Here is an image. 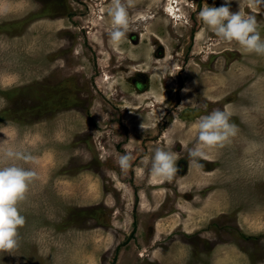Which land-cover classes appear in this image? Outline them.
<instances>
[{"label": "rangeland", "instance_id": "obj_1", "mask_svg": "<svg viewBox=\"0 0 264 264\" xmlns=\"http://www.w3.org/2000/svg\"><path fill=\"white\" fill-rule=\"evenodd\" d=\"M122 2L113 46L114 0H0V139L38 157L0 264H264V55L202 22L224 0ZM239 10L264 37V6ZM214 109L237 134L198 168L193 125ZM157 147L179 154L171 180L150 173Z\"/></svg>", "mask_w": 264, "mask_h": 264}, {"label": "clouds", "instance_id": "obj_2", "mask_svg": "<svg viewBox=\"0 0 264 264\" xmlns=\"http://www.w3.org/2000/svg\"><path fill=\"white\" fill-rule=\"evenodd\" d=\"M230 3L231 0H224L219 7L204 4L198 15L220 40L235 41L247 52L264 55V37L260 34L257 17L245 15L240 10L230 11ZM254 5L264 6V0H254ZM108 15L111 17L110 42L119 46L128 40L130 17L125 3L114 0ZM193 126L198 130L197 141L188 150V163L198 168L204 167L201 162L205 158L204 148L223 147L237 134V126L230 121V113L226 110L214 109L200 116ZM4 144L0 139V159L10 163L0 166V251H11L19 246L18 230L25 224L18 205L38 177L32 167L26 168L23 164H34L38 157L20 147H4ZM132 159L130 153L119 154L120 169L126 171L132 167ZM178 159L175 151L155 148L151 156V175L162 180L173 179L178 172Z\"/></svg>", "mask_w": 264, "mask_h": 264}, {"label": "bare ground", "instance_id": "obj_3", "mask_svg": "<svg viewBox=\"0 0 264 264\" xmlns=\"http://www.w3.org/2000/svg\"><path fill=\"white\" fill-rule=\"evenodd\" d=\"M108 79V78H107Z\"/></svg>", "mask_w": 264, "mask_h": 264}]
</instances>
